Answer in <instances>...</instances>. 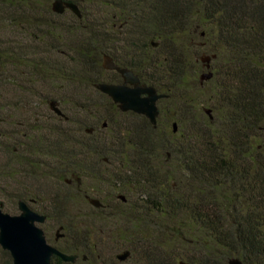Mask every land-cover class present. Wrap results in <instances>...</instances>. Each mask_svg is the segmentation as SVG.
I'll use <instances>...</instances> for the list:
<instances>
[{"label":"trees","instance_id":"1","mask_svg":"<svg viewBox=\"0 0 264 264\" xmlns=\"http://www.w3.org/2000/svg\"><path fill=\"white\" fill-rule=\"evenodd\" d=\"M68 1L81 18L50 0H0V154L19 177L6 199L65 220L63 204L88 196L102 202L91 215L115 222L107 241L86 216L95 232L59 227L74 243L56 247L85 260L51 264H107L102 245L136 264H264V0ZM205 49L210 118L194 98ZM105 55L168 96L155 128L95 88L120 80Z\"/></svg>","mask_w":264,"mask_h":264},{"label":"water","instance_id":"2","mask_svg":"<svg viewBox=\"0 0 264 264\" xmlns=\"http://www.w3.org/2000/svg\"><path fill=\"white\" fill-rule=\"evenodd\" d=\"M51 10L59 15L65 11H70L77 18H81L79 7L72 1L53 0ZM153 46H156V43H153ZM214 58L215 55L212 54L210 57L200 59L202 63H207V72L202 73L200 76L201 84L203 80L212 78L210 62ZM102 68L106 71L116 72L122 80L121 84L101 82L96 84L95 88L110 98L120 112H132L141 115L155 128L159 114L157 102L168 96L159 93L152 86L141 84L139 78L132 71L119 67L107 55L102 58ZM49 106L52 112L62 116L56 101H51ZM205 114L210 118V109H206ZM103 127H105V124H103ZM171 128L173 133L177 132V124L175 122L171 124ZM92 131V129H88L86 132L91 133ZM77 181L79 182V179ZM119 199L123 202L125 201L123 196H119ZM89 204L95 208L102 207V203L96 198H90ZM17 208L19 211L18 215L6 214L0 208V248L9 253L11 264H51L53 256H57L65 263H74L76 261V255L65 254L46 242L43 231L37 226V224L45 222L46 217L44 215L31 210L24 201H19ZM62 236L61 228H59L55 232V238L58 239ZM129 255L130 253L125 251L118 254L116 259L122 263L128 259ZM227 264L244 263L237 257H231L228 259Z\"/></svg>","mask_w":264,"mask_h":264},{"label":"rangeland","instance_id":"3","mask_svg":"<svg viewBox=\"0 0 264 264\" xmlns=\"http://www.w3.org/2000/svg\"><path fill=\"white\" fill-rule=\"evenodd\" d=\"M52 1L53 0H50V5H51ZM187 38L190 39V37H187ZM190 56H191V58L193 57L192 54ZM210 56H211V54H210V51L208 49H205V51L201 50L197 54V56L195 55V58L197 59L198 65L201 66V69L197 72V75L195 77L196 80L200 81V76L202 75V73L207 72V69H206L207 63L206 62L202 63L200 61V59L210 57ZM210 64H211V62H210ZM196 80H195V83H196L195 87L190 85L195 90H197L198 89L197 86H199L198 82H196ZM209 80H203L202 88L200 90H197L200 92H198L194 96V98L197 99V102H198L197 110L199 109V112H203L202 108L210 109L211 105L214 103L213 92L215 91L214 86L217 84V81H216V79H213L212 81H209ZM2 82H5V81H2ZM2 82H0V89L3 87ZM191 82H193V81L191 80ZM8 96H9V94H8ZM7 97H6V99H7ZM4 102H5V89L3 90V96L0 99V104H2ZM41 108H43V106L40 103L39 106L35 105L30 110L33 112L37 111L39 113V112H43L41 110ZM12 112H14V111H12ZM15 112H18V111L15 110ZM19 112H21V110ZM22 113H25V111H22ZM197 113H198V111H197ZM166 121H167L166 118H163L162 122L164 124L168 123ZM4 165H5V157L3 154H0V208L6 214L18 215L19 211L17 208V203L12 202V201H8L6 199V194L10 193V191H14L13 189L15 187H13V186L15 184L17 185V183H14V182L18 181L19 177L15 176V175L5 174V166ZM84 183H85V187L90 188V185H91L90 183H87L86 181ZM43 204L48 206L46 204V202H43ZM63 206L65 207L66 217L71 219V220H67V218H65V220L55 219V218L51 219L50 218V219H46V221L43 224H37V226L43 231L45 240L49 245H51V246H58V245L63 246L66 244L67 246L71 247V244H73L74 242L70 243V241L67 238L66 239L68 240L69 243H66L67 240H60V241H59V239L55 240V232L58 230L59 227H63V225L65 227H67V226L70 227L74 231V233H81L83 231H86L87 229L93 230V226L90 227L89 226L90 224L85 226V223H86L85 221L90 223L89 221L91 219L93 220V221L91 220L92 221L91 225H94V224L98 225L97 228H100L99 231L102 233L101 235L103 236L104 241H107L105 234H107L109 231H111L110 229L114 227V225H115L114 220H111L109 218L105 219V220H101V218H99L100 216L94 217L93 215H91L92 213L90 212V205H88L84 202L69 203L68 201H66V203L63 204ZM48 208H49V206H48ZM31 210H33L36 213H39V211H37L35 208L33 209V207L31 208ZM46 211H49V210L46 209ZM39 214H42V213H39ZM82 216H84V217L86 216L85 221H83L84 219H82ZM99 225H102L103 227L99 226ZM61 233L65 234L63 231ZM109 247H111L110 244H109ZM112 248L115 249L114 245H112ZM98 251L102 257H105L108 260L106 262L107 264H136L134 258H130L129 261H126L124 263H118L116 258H115V255H117L121 252L115 251L113 253L115 255L113 256L112 253H108L109 248H107V246H104V245L98 246ZM0 264H6V259H4L1 255H0Z\"/></svg>","mask_w":264,"mask_h":264},{"label":"flooded vegetation","instance_id":"4","mask_svg":"<svg viewBox=\"0 0 264 264\" xmlns=\"http://www.w3.org/2000/svg\"><path fill=\"white\" fill-rule=\"evenodd\" d=\"M69 12H70V11H69ZM156 45H157V44H156ZM119 77H120V76H119ZM121 81H122V80H121V78H120L119 82H117V83H111V84H121ZM140 82H141V81H140ZM141 84H144V83L141 82ZM145 85H146V84H145ZM49 108H50V107H49ZM53 113H54V112H53ZM67 183L71 184L72 181H67ZM85 199L87 200V202H88V204H89V199H90V198H89L88 196H86ZM25 203H27V202H25ZM29 204H30V203H27V205H28L29 208H30V205H29ZM30 209H31V208H30ZM41 215H42V214H41ZM62 237H63V236H62ZM62 237H60V238H58V239H61ZM58 239L55 238V240H58ZM54 247L57 248L56 246H54ZM57 249H58V248H57ZM58 250H59V249H58ZM59 251H60V250H59ZM61 252H62V251H61ZM63 253H64V252H63ZM65 254H66V253H65ZM69 255H70V254H69ZM74 255L77 256V259H76L75 262H77L79 259H83V260H85V259H84L85 257L81 258L80 255H78V254H74ZM53 257H57V256H53ZM57 258H58V257H57ZM64 263H65V262H64Z\"/></svg>","mask_w":264,"mask_h":264}]
</instances>
